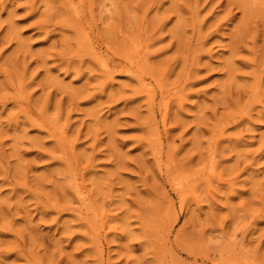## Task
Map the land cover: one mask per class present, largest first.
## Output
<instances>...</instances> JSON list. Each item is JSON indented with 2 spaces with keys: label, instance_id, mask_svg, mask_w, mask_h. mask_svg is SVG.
Wrapping results in <instances>:
<instances>
[{
  "label": "rangeland",
  "instance_id": "374dc122",
  "mask_svg": "<svg viewBox=\"0 0 264 264\" xmlns=\"http://www.w3.org/2000/svg\"><path fill=\"white\" fill-rule=\"evenodd\" d=\"M0 264H264V0H0Z\"/></svg>",
  "mask_w": 264,
  "mask_h": 264
},
{
  "label": "bare ground",
  "instance_id": "6f19581e",
  "mask_svg": "<svg viewBox=\"0 0 264 264\" xmlns=\"http://www.w3.org/2000/svg\"><path fill=\"white\" fill-rule=\"evenodd\" d=\"M186 180V179H185Z\"/></svg>",
  "mask_w": 264,
  "mask_h": 264
}]
</instances>
